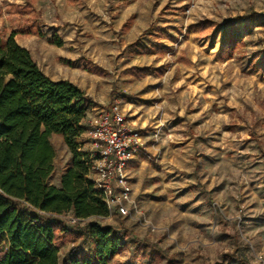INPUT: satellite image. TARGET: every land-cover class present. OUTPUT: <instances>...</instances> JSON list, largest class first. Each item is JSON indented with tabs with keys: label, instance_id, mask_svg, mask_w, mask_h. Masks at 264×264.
<instances>
[{
	"label": "rangeland",
	"instance_id": "1",
	"mask_svg": "<svg viewBox=\"0 0 264 264\" xmlns=\"http://www.w3.org/2000/svg\"><path fill=\"white\" fill-rule=\"evenodd\" d=\"M33 19L84 41L76 47L106 71L92 86L107 98L97 108L118 101L142 132L130 213L90 219L134 233L111 264H264V0H0L1 36ZM205 19L215 25L190 29ZM155 43L168 48L144 51ZM131 66L150 73L125 74ZM51 143L56 183L71 151Z\"/></svg>",
	"mask_w": 264,
	"mask_h": 264
},
{
	"label": "trees",
	"instance_id": "2",
	"mask_svg": "<svg viewBox=\"0 0 264 264\" xmlns=\"http://www.w3.org/2000/svg\"><path fill=\"white\" fill-rule=\"evenodd\" d=\"M25 7L30 16L32 5L27 2ZM28 22L20 33L35 30V19ZM131 25L129 19L124 29ZM214 25L205 19L190 29L201 32ZM16 34L0 35V264H111L123 252V240L134 233L90 221L108 217L110 210L91 177L90 152L79 140L90 105L86 92L71 81L45 75ZM50 42L63 44L57 35ZM236 44V39H228L223 52ZM163 48L168 47L155 43L143 49ZM123 72L143 77L150 68L131 66ZM53 134H61L72 153L58 185L48 182L56 155ZM68 213L76 219L72 224L62 218ZM75 239L80 242L60 258L59 245ZM236 261L247 264L240 258Z\"/></svg>",
	"mask_w": 264,
	"mask_h": 264
},
{
	"label": "built area",
	"instance_id": "3",
	"mask_svg": "<svg viewBox=\"0 0 264 264\" xmlns=\"http://www.w3.org/2000/svg\"><path fill=\"white\" fill-rule=\"evenodd\" d=\"M85 132L95 186L110 215L127 216L133 203L128 167L143 149L142 132L130 123L118 101L92 115Z\"/></svg>",
	"mask_w": 264,
	"mask_h": 264
},
{
	"label": "crops",
	"instance_id": "4",
	"mask_svg": "<svg viewBox=\"0 0 264 264\" xmlns=\"http://www.w3.org/2000/svg\"><path fill=\"white\" fill-rule=\"evenodd\" d=\"M132 25L129 28H131ZM34 29L35 30L33 32L20 33L19 28L13 27L10 34L12 32H17L15 36L17 42L31 52L43 73L50 79L71 81L86 92V98L90 103L87 117L83 120V125L86 129L90 117L103 109L97 108L96 104L99 103L97 99L103 102L107 101V98H105V94L103 92L102 97L98 98L99 95H94L92 91V86L94 83H97L98 77L104 75L106 71L101 69L98 65H95V60H88L90 57L86 54V50L82 45L81 47H76L75 44H78V42L82 44L84 43V41L81 39H64L61 37L60 39L63 41V44L59 46L50 42L52 34H49V32L46 30L48 29L47 25L40 22L36 24ZM10 34H8V36ZM58 34L59 33H56L57 36H59ZM98 70L100 72H97ZM86 78H89V82L86 81ZM52 136L63 138L61 134H53ZM82 136L84 137L83 140H81ZM79 140L84 142V150H88L89 144L85 131L82 133ZM137 161V157L131 161L128 170L131 169V167ZM68 166L69 164L65 167V169ZM59 180L60 179H58L56 183H49L58 185Z\"/></svg>",
	"mask_w": 264,
	"mask_h": 264
}]
</instances>
